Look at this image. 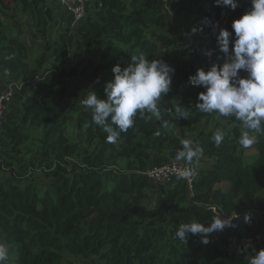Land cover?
I'll return each mask as SVG.
<instances>
[{
  "label": "trees",
  "instance_id": "obj_1",
  "mask_svg": "<svg viewBox=\"0 0 264 264\" xmlns=\"http://www.w3.org/2000/svg\"><path fill=\"white\" fill-rule=\"evenodd\" d=\"M236 4L233 10L215 0H91L76 29L68 25L52 38L56 12L48 0H0L2 11L30 14L45 38V50L33 59L32 47L0 20V78L20 87L0 129L6 264H76L72 256L97 264H247L255 251L242 240L264 234V136L248 156L237 142L239 122L197 111L204 89L189 82L198 69L228 59L219 49V32H232L234 40L233 21L252 8L251 0ZM169 14L187 16L205 40L190 44L168 33ZM210 49L212 57L205 60ZM140 53L174 69L159 104L163 119L137 115L127 133L107 143L90 109L67 111L62 102L74 77L93 84L92 91L105 99L113 67H127ZM5 85L0 83L1 92ZM177 103L187 118L169 112ZM217 129L225 133L219 146L212 140ZM181 139L202 150L200 162L192 164V185L182 178L156 183L147 174L163 164L154 162L156 154L169 155L165 163L170 162ZM42 178L46 186H38ZM219 214L244 218L206 234L207 243L205 234H189L186 242L174 235L182 223L207 227Z\"/></svg>",
  "mask_w": 264,
  "mask_h": 264
},
{
  "label": "clouds",
  "instance_id": "obj_2",
  "mask_svg": "<svg viewBox=\"0 0 264 264\" xmlns=\"http://www.w3.org/2000/svg\"><path fill=\"white\" fill-rule=\"evenodd\" d=\"M217 6L237 7L236 0H215ZM252 8L232 23V32L220 30L217 43L221 52L228 59L222 65L212 64L205 71L198 69L189 77L193 86L202 87L198 94L196 110L203 114L216 113L217 118H234L239 122L240 135L237 142L244 149L251 148L258 136H264V0H251ZM195 31V29H193ZM230 44L233 45L230 51ZM208 56L212 52L207 53ZM244 71L246 77L239 73ZM113 79L104 86L106 98L101 99L95 91H88L81 104L92 112L93 123L103 129L107 143H115L122 133H127L134 125V118L162 121V110L159 107L161 98L169 91L174 69L163 60H148L143 53L133 54L127 67L119 64L113 67ZM169 112L178 117L187 118V110L178 103L174 111ZM158 134V133H157ZM225 136L224 131L217 129L212 136L219 146ZM181 150L178 160L193 164L201 153L190 139H181ZM195 175V168H186L180 178L190 179ZM250 219L247 215L245 220ZM228 221L216 219L205 227L198 222L180 224L174 233L179 240H187L189 234H206L222 230ZM7 243L0 241V264H6L9 257ZM247 264H264V249L247 258Z\"/></svg>",
  "mask_w": 264,
  "mask_h": 264
},
{
  "label": "rangeland",
  "instance_id": "obj_3",
  "mask_svg": "<svg viewBox=\"0 0 264 264\" xmlns=\"http://www.w3.org/2000/svg\"><path fill=\"white\" fill-rule=\"evenodd\" d=\"M54 4H56L54 1L48 0V5H51L53 9L55 8ZM14 14L16 15V17L13 16ZM64 14L66 13L64 12ZM168 18H169V25L167 29L168 33H171L174 36L179 37L183 41L188 42L190 44H201V42L205 40V36L203 35V33L197 30V28L193 27L194 25L189 22V19L184 14L181 16H176L175 14H169ZM0 20L7 21L10 27L13 28V33L15 35L20 36L32 47L33 59L40 52L45 50V38L40 36V32L38 28L35 26V22L33 21L32 16L30 14L23 12L21 9H15L13 11L0 10ZM68 22L69 20L66 18V16L63 17L60 16L59 14H56V21L54 24L55 31L51 33L52 38H55L57 33H59L66 26H68L70 23ZM193 29H195V31H193ZM71 82L73 83V86L71 87L70 92L67 95L65 101L62 102L64 109H66L67 111H71L74 107H81L82 105L81 100L86 97L88 91H92L95 87L93 84L83 81L81 77H74L72 78ZM15 90L16 92L20 90L19 84L17 85ZM74 130H75V122L71 121L69 126V131L72 132ZM258 140L259 138L257 137V142ZM257 142L251 148L245 149V153L248 156H251L255 153L254 148ZM36 175H43V174L37 171ZM46 183H47L46 179L42 178L38 182V186H46ZM261 237H264V234H262ZM261 237H257L256 238L257 242L255 241L256 242L255 247L257 252L262 249L264 244L263 238ZM236 246H239V244H237ZM72 258L76 262V264H97L96 262L78 256H72Z\"/></svg>",
  "mask_w": 264,
  "mask_h": 264
},
{
  "label": "built area",
  "instance_id": "obj_4",
  "mask_svg": "<svg viewBox=\"0 0 264 264\" xmlns=\"http://www.w3.org/2000/svg\"><path fill=\"white\" fill-rule=\"evenodd\" d=\"M59 5L65 7L69 11V26L76 29L78 25L85 20L86 15L88 13V6L91 0H54ZM203 27H200L202 30ZM212 50H207L204 54V59L209 60L211 56H208L207 53ZM17 84L9 83L4 91H0V129L2 127L3 118L7 112V104L12 99L15 88ZM189 167H193L189 165L188 162L184 160H178L177 156L172 159L168 163H163L159 165H154L153 167L147 170V174H149L156 183H169L172 180L179 179L180 174ZM195 175H193L190 179H185L188 184L191 186L194 181ZM259 240V239H258ZM257 242L254 238H245L242 242L248 247L251 251H256L255 243ZM262 249H264V244Z\"/></svg>",
  "mask_w": 264,
  "mask_h": 264
},
{
  "label": "crops",
  "instance_id": "obj_5",
  "mask_svg": "<svg viewBox=\"0 0 264 264\" xmlns=\"http://www.w3.org/2000/svg\"><path fill=\"white\" fill-rule=\"evenodd\" d=\"M52 1H54V0H52ZM56 4H54V6H55V8H54V11L56 12V14H59L60 16H63V17H65L66 16V18L69 20V11L65 8V7H63V6H61V5H59L56 1H54ZM64 12L66 13V14H64ZM64 21V20H63ZM0 83H6V85L4 86V88H6L7 87V85L9 84V83H11V82H9V81H7V80H4V79H1L0 78ZM16 84V83H15ZM18 85V84H17ZM16 91V90H15ZM169 160V155H166V154H156V156H155V158H154V162H159V163H165V162H167ZM198 162H200V160L199 159H197V160H195V163L197 164Z\"/></svg>",
  "mask_w": 264,
  "mask_h": 264
},
{
  "label": "water",
  "instance_id": "obj_6",
  "mask_svg": "<svg viewBox=\"0 0 264 264\" xmlns=\"http://www.w3.org/2000/svg\"><path fill=\"white\" fill-rule=\"evenodd\" d=\"M219 218H220L221 220L228 221L229 223H228L227 226H230V225L238 224L239 221H240L242 218H244V217H242V218H237V217H234V218H228V217L223 216L222 214H219ZM227 226H225V227H227Z\"/></svg>",
  "mask_w": 264,
  "mask_h": 264
}]
</instances>
